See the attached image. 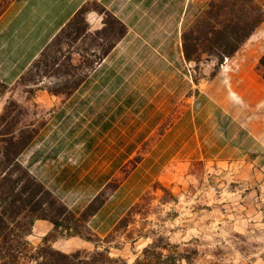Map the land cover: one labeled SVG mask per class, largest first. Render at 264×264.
Here are the masks:
<instances>
[{"label":"rangeland","instance_id":"1","mask_svg":"<svg viewBox=\"0 0 264 264\" xmlns=\"http://www.w3.org/2000/svg\"><path fill=\"white\" fill-rule=\"evenodd\" d=\"M9 1L0 0V12ZM210 1L137 0L136 28L129 33L108 14L101 31L90 30L87 19L78 22L38 59L26 83L0 87V134L47 123L118 44L117 77L99 98L67 106L65 123H121L120 173L97 204L113 197L104 210L111 220L119 210L136 214L110 244L105 239L114 229L103 237L84 226L78 231L129 263L164 237L191 250L195 264H264V80L258 69L264 33L261 24L232 58L197 71L184 60L181 37ZM88 9L101 10L96 2ZM38 90L58 93L52 108L36 102ZM35 132L28 128L23 139ZM141 235L149 239L128 240ZM28 241L44 243L36 228ZM96 246L89 242L81 250ZM57 247L76 251L65 242Z\"/></svg>","mask_w":264,"mask_h":264},{"label":"crops","instance_id":"2","mask_svg":"<svg viewBox=\"0 0 264 264\" xmlns=\"http://www.w3.org/2000/svg\"><path fill=\"white\" fill-rule=\"evenodd\" d=\"M144 1L149 5L152 0ZM92 2L101 10L88 13L90 30H103L106 14L123 23L128 33L136 28L137 0H10L0 12V83L6 87L16 86L76 14ZM261 26L264 33V22ZM117 47L118 44L67 96L55 117L47 123L17 128L18 133L30 127L36 129L18 162L76 217H80L120 173L121 123H65L70 119L66 107L99 98L103 86L117 77L118 63L114 61ZM35 97L42 108H52L57 98L47 90L36 91ZM112 198L86 223L99 237L109 235L124 217L121 210L116 220L104 217ZM35 228L43 240L54 232V225L47 220L36 221ZM59 242H65L76 251L89 244L80 236H61L50 244L62 252L65 251L57 247Z\"/></svg>","mask_w":264,"mask_h":264},{"label":"trees","instance_id":"3","mask_svg":"<svg viewBox=\"0 0 264 264\" xmlns=\"http://www.w3.org/2000/svg\"><path fill=\"white\" fill-rule=\"evenodd\" d=\"M89 12L88 6L83 7L40 57L78 22L85 23ZM263 22L264 0H211L193 24L182 33L184 60L194 65L199 72L207 63L216 62L221 65L240 50ZM87 30L86 26L79 34H85ZM38 64L39 60H36L19 82L26 83ZM258 69L264 80V55L259 60ZM82 82L77 83L74 89ZM0 87L5 86L0 83ZM48 92L58 95L51 90ZM31 138L32 136L24 140L23 132L18 133L15 127L10 133L0 134V264H195L191 250L182 249V244H172L164 237L154 238L129 263L127 259L112 256L110 247L100 248V240L83 236L78 231L79 227L87 228L89 218L98 212L103 204H97L100 196L80 217H76L58 202L18 162L19 155ZM135 214L136 209L130 210L116 225L114 232L105 239V243L110 244L115 233L126 229ZM38 220L50 221L54 225V232L44 239L41 246L33 247L28 237ZM56 233L58 235L55 236ZM61 236H80L97 246L93 251L65 253L54 249L50 244ZM141 238L149 239L147 235H141L138 238L129 237L128 240L135 243ZM114 248L122 249V245Z\"/></svg>","mask_w":264,"mask_h":264}]
</instances>
